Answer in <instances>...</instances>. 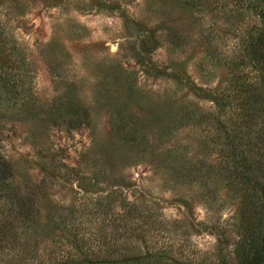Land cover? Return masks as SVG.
Returning <instances> with one entry per match:
<instances>
[{"label":"rangeland","instance_id":"374dc122","mask_svg":"<svg viewBox=\"0 0 264 264\" xmlns=\"http://www.w3.org/2000/svg\"><path fill=\"white\" fill-rule=\"evenodd\" d=\"M0 21L30 78L26 107L0 98V154L39 215L34 230L14 225L31 233L33 263L62 258L73 242L58 207L88 225L110 194L162 222L196 264L246 257L264 184V117L243 123L236 102V85L261 74L237 59L253 17L183 0H0ZM8 256L0 251V264H23Z\"/></svg>","mask_w":264,"mask_h":264},{"label":"trees","instance_id":"16d2710c","mask_svg":"<svg viewBox=\"0 0 264 264\" xmlns=\"http://www.w3.org/2000/svg\"><path fill=\"white\" fill-rule=\"evenodd\" d=\"M183 2L198 11L207 7L226 17L234 16L240 19L253 17L256 20L244 30L243 35H240V56L237 59L240 67H256L261 74L253 83L245 79L241 84L239 82L240 85H236L238 89L236 102L239 103L237 115L240 118L241 112L245 124L251 123L254 114L258 112L264 117V108L260 110L258 107L264 104V0H183ZM123 18L125 21L126 17ZM173 36L183 41L178 32H174ZM28 76L17 40L0 21V98L7 102L21 101L22 106L26 107L30 101L24 102L30 99ZM176 80L180 84H187L196 94L203 92L190 85V81L180 75H176ZM213 100H216L215 96ZM58 103H63V96L58 99ZM217 124L219 128H225L221 123ZM236 126L240 128V125ZM67 171L74 172L68 168ZM85 184L92 186L90 182ZM258 197L254 204H250L251 214L254 215L248 226V233H251L246 234L243 239L242 246L245 249L243 254L247 255L245 254L246 257L241 262L239 255L237 264H264V184L258 187ZM104 200L108 203L96 205V211L91 215L92 221H88V225L75 218L73 207H58L57 217L68 228L73 242L62 258L36 264H196L193 259L182 257L180 245L174 238L163 234L162 222L152 215H142L118 194H110ZM114 202L120 203L124 214L113 211ZM35 211L33 200L20 192L11 164L0 154V213L4 217L0 232V251L7 252V255L11 254L8 261L16 259L19 263L35 264L33 263L35 251H31L28 244L31 233H27L25 237L24 234H19L17 227H14L15 224H21L27 232L34 230L39 220V215H36ZM135 212L139 217H136ZM105 222L110 223L108 225L112 231L109 233L104 231ZM137 229L146 231L144 239L140 237L139 240L138 236L133 238L132 233ZM21 236H24L23 241H20ZM7 245L8 247H5ZM214 264L230 263L221 259Z\"/></svg>","mask_w":264,"mask_h":264}]
</instances>
